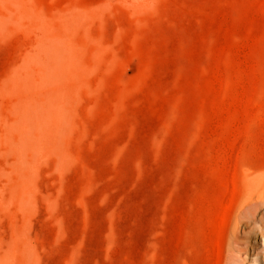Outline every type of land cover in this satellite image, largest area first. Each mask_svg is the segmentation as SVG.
<instances>
[{"label": "rangeland", "instance_id": "1", "mask_svg": "<svg viewBox=\"0 0 264 264\" xmlns=\"http://www.w3.org/2000/svg\"><path fill=\"white\" fill-rule=\"evenodd\" d=\"M264 0H0V264H264Z\"/></svg>", "mask_w": 264, "mask_h": 264}, {"label": "bare ground", "instance_id": "2", "mask_svg": "<svg viewBox=\"0 0 264 264\" xmlns=\"http://www.w3.org/2000/svg\"><path fill=\"white\" fill-rule=\"evenodd\" d=\"M264 211V174H252L247 185L246 201L238 212L236 226L245 228ZM240 257L235 247L231 248L225 258V264H238Z\"/></svg>", "mask_w": 264, "mask_h": 264}]
</instances>
